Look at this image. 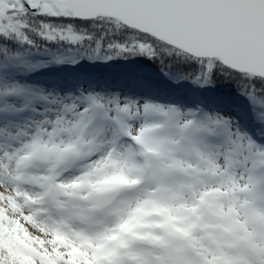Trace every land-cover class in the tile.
<instances>
[{
    "label": "snow or ice",
    "instance_id": "1",
    "mask_svg": "<svg viewBox=\"0 0 264 264\" xmlns=\"http://www.w3.org/2000/svg\"><path fill=\"white\" fill-rule=\"evenodd\" d=\"M0 264H264V0H0Z\"/></svg>",
    "mask_w": 264,
    "mask_h": 264
},
{
    "label": "trees",
    "instance_id": "2",
    "mask_svg": "<svg viewBox=\"0 0 264 264\" xmlns=\"http://www.w3.org/2000/svg\"><path fill=\"white\" fill-rule=\"evenodd\" d=\"M141 63L143 64V66H145L146 68H148L152 72L157 71L156 66L151 64V62L141 60ZM101 70H103V69H97V71H101Z\"/></svg>",
    "mask_w": 264,
    "mask_h": 264
},
{
    "label": "rangeland",
    "instance_id": "3",
    "mask_svg": "<svg viewBox=\"0 0 264 264\" xmlns=\"http://www.w3.org/2000/svg\"><path fill=\"white\" fill-rule=\"evenodd\" d=\"M101 71H103V70H101Z\"/></svg>",
    "mask_w": 264,
    "mask_h": 264
}]
</instances>
